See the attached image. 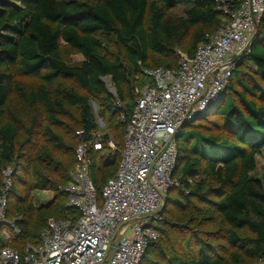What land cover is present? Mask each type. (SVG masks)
Listing matches in <instances>:
<instances>
[{"label": "trees", "instance_id": "1", "mask_svg": "<svg viewBox=\"0 0 264 264\" xmlns=\"http://www.w3.org/2000/svg\"><path fill=\"white\" fill-rule=\"evenodd\" d=\"M175 7L184 8V17L169 14ZM227 19L217 9V0H0V175L8 168L13 171L7 217L21 228V234L10 241L0 238V248L10 246L24 253L27 244L40 242L51 219L80 218L77 209L67 206L68 193L62 187L60 192L56 178L43 174L37 166L33 151L28 158L23 154L24 146L41 127L40 110L30 109L40 104L52 124L60 116H70L66 104L76 109L79 126L72 145L50 126L43 127V134L61 148L71 149L92 139L99 129V119L109 129L104 138L123 148L138 90L151 83L144 69L177 68V50L192 56L205 36ZM189 35L190 41L185 42ZM109 39L116 40L123 55L104 52L105 40ZM61 41L79 51L84 60L77 65L66 63ZM152 54L177 58V62L157 60V65H152ZM249 64L255 74L248 69ZM20 77L36 78L41 84L30 87L17 80ZM62 77L73 79L92 95L97 108L90 95L73 86L62 85L57 88L58 95L52 96L51 86ZM105 78L110 79L115 93L109 90ZM13 95L25 105V125L9 110ZM116 99L120 104L126 102L125 106H119ZM205 122L214 124L217 134L206 132ZM78 131H83L82 137ZM21 132L25 137L19 141ZM177 149L173 172L177 184L168 190L167 203L180 210L207 205V219L214 220L217 215L227 227L223 237L229 251L227 245L199 235L192 249L191 237H182L173 245L169 241L160 244L162 234L166 238L169 231L157 226L160 238L149 245L142 261L158 250L157 264H247L245 256L264 262V180L253 174L256 156L264 149V15L249 52L238 59L225 90L184 125ZM36 155L39 163L60 165L59 178L63 186L68 184L69 172L76 166L74 151L70 167L59 164L45 146ZM113 156L111 150L93 155L91 176L99 200L122 157L118 161L117 155L115 160ZM107 166L113 168L100 181L99 172ZM2 181L0 176V189ZM17 182L25 190L19 191ZM45 186L54 188L56 196L36 206L31 192ZM163 245L168 246L167 251Z\"/></svg>", "mask_w": 264, "mask_h": 264}, {"label": "built area", "instance_id": "2", "mask_svg": "<svg viewBox=\"0 0 264 264\" xmlns=\"http://www.w3.org/2000/svg\"><path fill=\"white\" fill-rule=\"evenodd\" d=\"M217 9L227 22L207 34L192 56L177 50V68L144 69L151 83L139 90L118 169L106 181L102 200L91 176L93 155L115 145L97 130L92 139L74 147L76 166L62 187L68 193L67 206L77 209L80 218L51 219L40 242L27 244L24 253L0 248V264L141 263L149 245L160 238V210L177 184L178 133L225 90L238 59L250 50L264 0H217ZM98 124L105 125L101 119ZM77 134L82 137L83 131ZM12 174L11 168L3 170L0 189V238L7 241L21 234L7 217Z\"/></svg>", "mask_w": 264, "mask_h": 264}, {"label": "rangeland", "instance_id": "3", "mask_svg": "<svg viewBox=\"0 0 264 264\" xmlns=\"http://www.w3.org/2000/svg\"><path fill=\"white\" fill-rule=\"evenodd\" d=\"M169 14L180 18L184 17V8L182 7H175L169 11ZM191 39V35L187 36L185 39V42H189ZM104 52L109 54V55H123V50L120 48V46L117 44L115 39H109L105 40L104 44ZM61 55L63 59L68 63L69 65H77L80 64L83 60L84 57L83 55L71 48L69 45H67L64 41H61ZM160 61L161 63H166V62H177V58L173 59H168L165 57H160L156 54L151 55V64L152 65H157L156 62ZM236 69V68H235ZM248 69L250 70L251 73L255 74V69L252 65H248ZM17 80L28 84L30 87H38L41 84V81L36 79V78H29V77H20L17 78ZM107 86L109 87V90L114 93L115 89L112 86V83L110 82L109 78H105ZM62 85H67V86H73L77 90H79L82 93H87L90 95L87 91L81 89L77 83L73 79H68L62 77L59 81L54 83L51 88H50V93L52 96L58 95L57 88L62 86ZM125 91H127V87L125 86ZM128 93V91H127ZM136 95L134 94L133 101L135 99ZM90 98L92 99V104L94 106V103L97 106L96 100L93 98L92 95H90ZM130 99V96H128L127 100ZM126 102H123L119 106H125ZM67 108L70 111V116H60L59 121L52 124L51 122L48 121L45 113H44V108L40 105L37 104L36 108H31L30 112L33 110H40L41 113V127L37 128L32 135L30 141L24 146L23 149V154L25 155L26 158L31 155L32 151L36 156L37 159V166H40L41 171L43 174L57 180V186L60 190L61 187H63V181L59 178V172L58 168H60V165H50L48 163H39V159L36 154H38L42 148V146H45L48 151H50L54 157L59 161V164L68 166L70 167L71 161H72V152L74 151V147L71 149L66 148V147H59L55 145L52 141L48 139L47 136L43 134V127L44 126H50L56 133L60 134L64 142L66 144H73L74 142V131L76 128L79 126L77 123L78 120V113L76 112V109L67 105ZM9 110L14 112V118L18 120L21 124L25 125L26 124V117L24 116L25 113V105L19 101L18 97L16 95H13L10 99L9 102ZM123 118V116L121 115ZM194 120V118H193ZM207 125L206 132L209 133H216L215 131V125L210 123V122H205ZM105 124V123H104ZM109 132V129L106 125L104 127L100 128V134L104 135ZM25 137L24 133H20L18 136V140L21 141ZM115 147L111 149L113 158L115 160L116 155L118 158V161L120 160L121 156V149L122 145H117L114 140H110ZM104 160V159H101ZM113 161V160H112ZM256 161H257V168L255 172L253 173L256 177L262 178L264 180V149L260 155L256 156ZM23 163L25 164H30L28 163L27 159H22ZM118 163V162H117ZM116 163V164H117ZM113 166L109 167L107 166L102 172H99V178L100 181H103L102 177L106 176L111 170ZM72 174L71 170L69 174ZM3 173L1 172V178L3 179ZM35 174V173H33ZM34 180L33 177L30 179V183ZM102 183V182H101ZM16 187L19 191L25 190V186H23L21 183L17 182ZM62 190V188H61ZM60 190V192H61ZM33 202L36 206L39 205H44L47 204L49 201L53 200L56 196V191L54 188L50 187H41L38 189H35L31 192ZM167 196V194H166ZM207 205H202V204H197L196 206L193 205L192 207H189L187 210H180L177 207L173 205H169L166 201V197L164 199V203L161 207L160 214H161V219L158 221L157 226H160L161 228H166L169 231L168 237L165 238V235L162 234L163 239L161 240L160 244L165 241H169L170 245H173L177 242L182 241V237H191L192 243H191V249L194 246V240L196 236H203L204 238L210 239L214 242L217 243H222L227 245V250L229 251V245L227 242L225 243V236L223 237L224 234H226V225L221 219V217L216 216L214 220L207 219L208 213L206 212ZM16 216V214H14ZM164 219V220H163ZM163 220V221H162ZM244 233L245 231H241ZM161 235V234H160ZM168 246L163 245V250L167 251ZM158 251V250H157ZM157 251L153 252L151 255H148L145 260L141 261L143 264H157L156 260H159V255ZM245 262L247 264H262L264 263L261 260L255 259L253 257L245 256Z\"/></svg>", "mask_w": 264, "mask_h": 264}, {"label": "water", "instance_id": "4", "mask_svg": "<svg viewBox=\"0 0 264 264\" xmlns=\"http://www.w3.org/2000/svg\"><path fill=\"white\" fill-rule=\"evenodd\" d=\"M252 43H253V40H252ZM252 43H251V45H252ZM94 108H95V109L97 108V106H96L95 103H94ZM179 134H180V131H179V133H178V136H179Z\"/></svg>", "mask_w": 264, "mask_h": 264}, {"label": "crops", "instance_id": "5", "mask_svg": "<svg viewBox=\"0 0 264 264\" xmlns=\"http://www.w3.org/2000/svg\"><path fill=\"white\" fill-rule=\"evenodd\" d=\"M140 90V89H139ZM139 90H138V92H139ZM99 125V124H98ZM98 130H100V128L98 129Z\"/></svg>", "mask_w": 264, "mask_h": 264}]
</instances>
